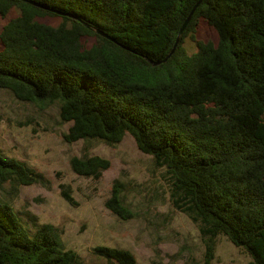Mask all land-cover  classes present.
Listing matches in <instances>:
<instances>
[{
    "label": "trees",
    "instance_id": "obj_1",
    "mask_svg": "<svg viewBox=\"0 0 264 264\" xmlns=\"http://www.w3.org/2000/svg\"><path fill=\"white\" fill-rule=\"evenodd\" d=\"M14 9L0 30V89L22 102H58L68 143L114 145L130 134L166 169L177 208L207 238L204 264L220 235L264 264V0H0L1 17ZM200 20L216 41L196 38ZM70 165L98 179L111 163L87 156ZM42 179L0 150V184ZM105 206L132 217L117 183ZM29 219L0 198V264H83L57 227ZM94 253L138 264L125 249Z\"/></svg>",
    "mask_w": 264,
    "mask_h": 264
},
{
    "label": "rangeland",
    "instance_id": "obj_2",
    "mask_svg": "<svg viewBox=\"0 0 264 264\" xmlns=\"http://www.w3.org/2000/svg\"><path fill=\"white\" fill-rule=\"evenodd\" d=\"M18 12L0 16V30ZM41 20L52 25L60 22L50 17ZM195 36L217 40L214 29L203 20ZM184 44L189 54L197 51L191 38ZM70 126L60 118L58 102H22L0 89V150L43 178L31 185L0 184V198L24 220L30 222L33 216L39 223L57 227L66 248L77 252L83 264H111L94 253L97 246L128 250L138 264H204L208 240L199 225L177 208L166 169L142 153L130 134L114 145L97 139L68 143L64 135ZM87 156L108 159L110 168L98 179L77 175L71 158ZM116 183L132 213L128 220L105 206ZM212 264H252V258L220 235Z\"/></svg>",
    "mask_w": 264,
    "mask_h": 264
},
{
    "label": "water",
    "instance_id": "obj_3",
    "mask_svg": "<svg viewBox=\"0 0 264 264\" xmlns=\"http://www.w3.org/2000/svg\"><path fill=\"white\" fill-rule=\"evenodd\" d=\"M199 4H200V1H199L198 4L193 8V10L191 11L189 17L187 18L186 22L184 23L183 27L181 28L179 34H182V33H183V31H184L185 28L187 27L189 21L191 20V17L193 16L194 11L196 10V8H197V6H198ZM178 43H179V37H178L177 40H176V43H175V46H174L173 50H172V51L170 52V54L167 56V58L165 59V61H166V60H167V59H168V58H169V57L175 52Z\"/></svg>",
    "mask_w": 264,
    "mask_h": 264
}]
</instances>
